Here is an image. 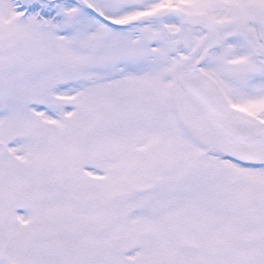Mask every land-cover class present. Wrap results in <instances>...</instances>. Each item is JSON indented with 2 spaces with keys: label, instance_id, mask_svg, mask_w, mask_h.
Masks as SVG:
<instances>
[{
  "label": "snow or ice",
  "instance_id": "snow-or-ice-1",
  "mask_svg": "<svg viewBox=\"0 0 264 264\" xmlns=\"http://www.w3.org/2000/svg\"><path fill=\"white\" fill-rule=\"evenodd\" d=\"M0 264H264V0H0Z\"/></svg>",
  "mask_w": 264,
  "mask_h": 264
}]
</instances>
